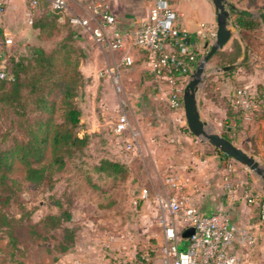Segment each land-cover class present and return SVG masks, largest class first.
I'll list each match as a JSON object with an SVG mask.
<instances>
[{
	"label": "crops",
	"instance_id": "1",
	"mask_svg": "<svg viewBox=\"0 0 264 264\" xmlns=\"http://www.w3.org/2000/svg\"><path fill=\"white\" fill-rule=\"evenodd\" d=\"M108 1L117 27L124 35L147 16L153 3V0ZM229 1L253 13L254 8L259 13L260 9L264 10V0ZM167 2L178 13V25L187 32L188 47L200 57L213 41L217 28L212 1ZM75 4L83 6L71 2L69 14L84 16L81 10H75ZM8 6L24 7L27 13L26 0H10L3 11ZM85 11L90 13L88 8ZM236 14L231 13L233 22ZM234 25L235 30L224 47L237 37L242 43V50L246 46L247 56L241 62L239 58L234 63L236 69L228 74L219 69L221 66L214 57L209 58L205 78L198 89V109L206 127L211 126L219 133L224 129L223 132L233 143L253 154L264 167V26L262 23V27L248 30L247 37H244ZM77 29L80 43L86 51L80 69L87 78L84 88L87 101L81 107L82 119L87 121L88 129H101L103 122L100 117L105 118L111 111L116 110L117 116L125 112L131 127L138 132L127 162L137 161L138 169L142 170L147 169L145 162L149 161L155 164L156 170L163 168L162 172L166 174L180 175L185 180L186 187L182 194L187 203L196 205L204 212L224 210L238 226L252 227L258 242L253 250L242 248L241 264H264V234L260 220L263 180L246 166L240 168L232 163L230 168V165L224 164V156L213 150L207 153L197 150L200 147L197 146V136L188 132L184 110H175L169 104L170 91L176 88L182 94L188 75L179 74L174 79L158 76L150 69L145 50L130 48L133 62L119 66L122 91L117 93L111 76L99 71L105 66H117L125 49H107L97 44L90 34L81 32L79 27ZM243 85L259 98V105L255 109H244L235 104L234 89ZM199 142L203 147V141ZM154 172L150 174L156 176ZM246 194H258L260 198L249 202ZM183 232L181 236L186 237ZM93 236L91 233L85 235L83 244L78 237L74 249L62 253L58 264H120L123 258L118 256L120 252L106 255L101 248L96 249L95 243H91ZM94 239L100 245V242L108 241L104 234H98ZM111 244L115 247L114 243Z\"/></svg>",
	"mask_w": 264,
	"mask_h": 264
},
{
	"label": "rangeland",
	"instance_id": "2",
	"mask_svg": "<svg viewBox=\"0 0 264 264\" xmlns=\"http://www.w3.org/2000/svg\"><path fill=\"white\" fill-rule=\"evenodd\" d=\"M74 7L89 17L86 6L75 4ZM37 11L34 20L46 24L42 28L33 25V16L26 13L24 7L8 6L0 12L2 63H7L11 56L28 53L34 46L49 50L71 31L67 22L52 20L47 4ZM92 23H95L94 18ZM7 36H11L9 41H5ZM74 41L81 45L79 38ZM85 79L75 96L81 112V105L87 101L84 89L86 76ZM117 113L114 110L105 118L100 117L102 127L94 130L88 129L81 114L76 131L79 135L88 134L86 146L74 153L65 169L56 172L45 184H29L24 178V167L15 163L10 188L1 191L2 196H9V201L0 206V264H58L60 255L73 250L78 237L83 244L85 235L89 233L94 235L91 243L97 245L96 249L101 248L106 255L120 252L118 256L123 257L120 264H162L165 237L161 219L176 222L174 215L161 209L154 201L156 194L169 191L165 183L166 173L162 172L163 168L156 170L155 164L149 161L145 162L147 169L142 170L138 169L137 161L127 162L126 158H130L132 152L125 146L124 138H130L131 130L122 137L114 134ZM207 129L214 131L211 126ZM0 137L4 145L24 138L22 123L9 109L0 108ZM197 140L198 151L207 153L212 150L207 140L201 137ZM199 140L203 141V147ZM101 158L123 163L126 167L124 177L115 180L110 175L97 172L95 164ZM224 158V164L230 168L232 163L240 168L245 166L233 157ZM151 172L157 173L156 176ZM143 188L147 190L146 196L140 195ZM114 202L116 205H112ZM61 207L70 209V219L63 222V226L71 230L68 235L72 239L68 241L64 240L62 227L48 229L41 222L46 214L59 213ZM261 207V230L264 234V201ZM98 234H104L108 241L100 242V245L94 239ZM179 248H182L181 244Z\"/></svg>",
	"mask_w": 264,
	"mask_h": 264
},
{
	"label": "built area",
	"instance_id": "3",
	"mask_svg": "<svg viewBox=\"0 0 264 264\" xmlns=\"http://www.w3.org/2000/svg\"><path fill=\"white\" fill-rule=\"evenodd\" d=\"M9 1L0 0V11L5 9ZM26 2L27 13L31 15L46 3L51 9L61 13L60 21H63L65 14L72 25L79 27L81 32L90 34L97 44L110 50L125 49L117 66H105L99 71L101 74L111 76L117 93L122 91L119 66L130 65L133 62V57L129 53L130 48L145 50L150 69L156 75L168 79L190 72L187 74L189 79L200 58L188 47L187 32L178 25V13L171 8L167 0H153L147 16L138 21L126 35L117 27L108 0H26ZM71 2L86 6L90 11L89 17L77 13L69 14ZM93 18L95 23H92ZM10 39L11 36H7L5 41ZM1 60L0 49V63ZM4 77H9V73L0 66V78ZM234 102L244 109H255L259 105L257 96L244 85L236 87ZM169 104L175 110H184L182 94L178 89L173 88L170 91ZM130 130V138H124L127 148L134 146L138 132L131 127L127 114L120 113L113 126L114 134L122 137ZM165 183L169 191L156 194L154 201L161 209L176 216V222L161 219L165 237L162 264H241L242 248L255 249L258 236L252 227L238 226L224 210L204 212L196 205L187 203L182 194L185 180L180 175L166 174ZM146 193L147 190L143 188L141 195L146 196ZM258 197L260 198L258 194H246L249 202L258 200ZM188 227H193V232L182 237L181 233ZM180 244L182 248H179Z\"/></svg>",
	"mask_w": 264,
	"mask_h": 264
},
{
	"label": "trees",
	"instance_id": "4",
	"mask_svg": "<svg viewBox=\"0 0 264 264\" xmlns=\"http://www.w3.org/2000/svg\"><path fill=\"white\" fill-rule=\"evenodd\" d=\"M48 10L52 20L60 21L61 13L49 6ZM261 12L264 13V10L260 9ZM35 13L32 14L33 25L44 27L46 24L34 20ZM61 22H67L71 31L52 48L47 50L43 46H34L28 53L11 56L7 63H2V60L0 63L9 73V77L0 78V108L9 109L24 129L22 140L4 145L0 137V206L9 201V196H2L1 193L10 188L15 163L24 167V178L29 184H45L56 172L65 169L74 153L82 151L88 142L87 133L79 135L76 131L82 112L75 103L78 89L86 80L79 67L86 51L83 45L75 43L78 29L71 24L68 16L63 14ZM234 23L244 37H247L248 30L262 27L260 17L252 15L236 14ZM241 54L242 43L234 37L229 46L216 50L211 57L221 67L229 65L230 68L223 71L228 74L236 69L234 63ZM189 73L184 72L186 75ZM30 113L33 115L30 116ZM221 134L230 139L225 132ZM211 147L224 157H231L220 148ZM95 170L116 180L117 177H124L126 167L119 161L101 158L95 164ZM61 208L59 213L46 214L41 222L48 229L62 227L64 240L68 241L72 239L68 235L71 230L63 226V222L70 219V209Z\"/></svg>",
	"mask_w": 264,
	"mask_h": 264
},
{
	"label": "water",
	"instance_id": "5",
	"mask_svg": "<svg viewBox=\"0 0 264 264\" xmlns=\"http://www.w3.org/2000/svg\"><path fill=\"white\" fill-rule=\"evenodd\" d=\"M216 10V22L217 28L213 41L205 53L199 58L194 70L190 74V77L184 87L182 93L183 109L186 119V125L189 131L197 137L207 140L211 145L220 148L225 153L245 165L250 170L258 174L262 180V190L264 199V167L259 160L251 153L244 150L242 147L233 143L230 139L224 137L222 134L216 131H210L206 127L205 121L201 118L198 109V89L200 84L205 78L206 63L211 55L218 49H221L230 39L232 32L235 30V25L231 13L252 15L260 17L264 26V13L255 14L252 11L245 8H238L232 4L229 0H211ZM247 56V48L244 46L239 62L245 60ZM230 68L229 65L220 67V70H226ZM264 222V211L262 214ZM193 232V227H188L184 230L183 236H188Z\"/></svg>",
	"mask_w": 264,
	"mask_h": 264
}]
</instances>
